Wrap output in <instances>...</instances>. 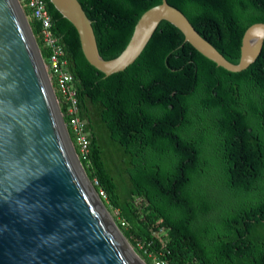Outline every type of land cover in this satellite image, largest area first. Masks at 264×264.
<instances>
[{
  "label": "trees",
  "instance_id": "1",
  "mask_svg": "<svg viewBox=\"0 0 264 264\" xmlns=\"http://www.w3.org/2000/svg\"><path fill=\"white\" fill-rule=\"evenodd\" d=\"M78 1L104 59L116 57L141 13L161 2ZM46 2L88 132L79 161L144 262L264 264V42L252 64L231 72L161 20L135 61L105 76ZM167 2L232 63L244 30L264 22V0ZM22 8L45 61L38 22Z\"/></svg>",
  "mask_w": 264,
  "mask_h": 264
},
{
  "label": "water",
  "instance_id": "2",
  "mask_svg": "<svg viewBox=\"0 0 264 264\" xmlns=\"http://www.w3.org/2000/svg\"><path fill=\"white\" fill-rule=\"evenodd\" d=\"M48 1L75 28L86 61L105 76L132 64L161 20L231 72L252 64L264 42V22L252 23L232 63L161 0L141 13L122 51L104 59L79 1ZM0 264H146L84 172L18 0H0Z\"/></svg>",
  "mask_w": 264,
  "mask_h": 264
},
{
  "label": "built area",
  "instance_id": "3",
  "mask_svg": "<svg viewBox=\"0 0 264 264\" xmlns=\"http://www.w3.org/2000/svg\"><path fill=\"white\" fill-rule=\"evenodd\" d=\"M26 6L30 15L36 19L39 25V37L43 47L47 50V57L44 62L49 82L53 88L58 107L61 105L67 121L65 126L72 133V145L79 159H85L89 151V139L85 121L77 115L78 104L74 78L67 69V59L65 58L62 45L58 42L52 30V19L47 9L46 0H18ZM60 109V107H59ZM61 112V111H60ZM63 118V113L61 112ZM64 120V119H63ZM103 195V192H99ZM155 264H164L161 260L155 259ZM193 264V263H186Z\"/></svg>",
  "mask_w": 264,
  "mask_h": 264
},
{
  "label": "rangeland",
  "instance_id": "4",
  "mask_svg": "<svg viewBox=\"0 0 264 264\" xmlns=\"http://www.w3.org/2000/svg\"><path fill=\"white\" fill-rule=\"evenodd\" d=\"M21 5V4H20ZM21 8H22V6H21ZM23 9V8H22ZM25 14V13H24ZM26 15V14H25ZM26 18H27V20H28V16L26 15ZM202 126H204V128H205V125L204 124H202ZM208 154H209V156L214 160V158H213V151H212V148L210 147L209 148V150H208ZM208 156V157H209ZM91 184L94 186V183H92L91 182ZM98 193V197L100 198V200L102 201V199H101V197H100V193L99 192H97ZM103 202V201H102ZM103 204H104V206H105V208H106V210H107V212L109 213V215L111 216V218L113 219V221L116 223V219H115V216H116V214H117V211L116 210H113V209H110V207L109 206H107L106 205V203L105 202H103ZM127 241H128V239H127ZM129 242V241H128ZM130 244V243H129ZM131 245V244H130ZM132 246V245H131ZM133 247V246H132ZM137 252H138V249H136L135 247H133ZM139 253V252H138ZM139 255H140V253H139ZM141 256V255H140ZM141 258H142V256H141ZM143 259V258H142Z\"/></svg>",
  "mask_w": 264,
  "mask_h": 264
}]
</instances>
